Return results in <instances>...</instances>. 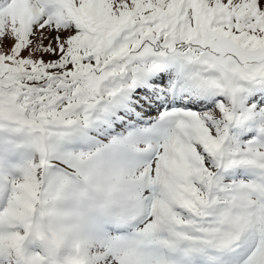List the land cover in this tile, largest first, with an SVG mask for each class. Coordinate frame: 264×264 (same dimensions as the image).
<instances>
[{
	"label": "snow or ice",
	"instance_id": "1",
	"mask_svg": "<svg viewBox=\"0 0 264 264\" xmlns=\"http://www.w3.org/2000/svg\"><path fill=\"white\" fill-rule=\"evenodd\" d=\"M0 264H264V0H0Z\"/></svg>",
	"mask_w": 264,
	"mask_h": 264
}]
</instances>
